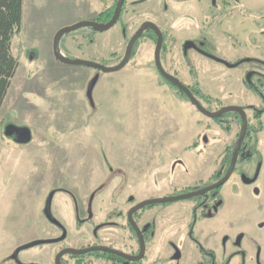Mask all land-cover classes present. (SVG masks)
<instances>
[{
	"label": "rangeland",
	"instance_id": "rangeland-1",
	"mask_svg": "<svg viewBox=\"0 0 264 264\" xmlns=\"http://www.w3.org/2000/svg\"><path fill=\"white\" fill-rule=\"evenodd\" d=\"M100 1L23 0L21 29L11 45L18 68L0 109V264H14L9 258L14 248L38 237L39 209L49 191L68 192L55 196L53 208L66 203L65 224L72 231L83 194L93 191L94 200L95 192L105 188L104 196H110L117 187L111 178H123L127 171L138 172L139 177L126 191L143 198L159 192L154 183L140 179L142 172L156 171L169 155L183 163H176V171L183 167L194 171L189 158L195 152L187 148L196 138L211 143L222 137L209 118L159 77L151 31L138 40L131 60L118 72L105 74L55 60L56 32L93 21L92 15L103 8ZM135 1H125L122 16L108 31L86 27L63 34L60 54L113 68L123 59L130 38L150 22L164 33L163 69L189 86H200L213 109L264 107L262 98L242 80L247 72H264V0H139L143 3L138 5ZM255 7L263 10L246 11ZM185 42L195 43V49H183ZM214 59L249 63L229 69ZM92 80H96L93 106L86 97ZM258 87L264 91V82ZM18 131H25L26 138L21 140ZM236 132L226 145L232 144ZM217 143L211 154L223 151L225 145ZM259 149L264 154V132ZM171 166L162 168L167 171ZM210 169L204 166L201 172L208 174ZM41 248L49 250L33 247L21 256L32 257Z\"/></svg>",
	"mask_w": 264,
	"mask_h": 264
},
{
	"label": "flooded vegetation",
	"instance_id": "flooded-vegetation-1",
	"mask_svg": "<svg viewBox=\"0 0 264 264\" xmlns=\"http://www.w3.org/2000/svg\"><path fill=\"white\" fill-rule=\"evenodd\" d=\"M134 3L138 5L143 2L138 0ZM166 7L164 5L163 9L166 10ZM218 14L214 12L213 15ZM161 33L164 43V33ZM192 44L191 50L195 49V43ZM201 57L212 61L208 57ZM213 62L229 69H239L249 63L232 64L216 59ZM171 76L185 86L208 112L217 113L232 107L218 105L213 109L207 104L212 102L211 98L200 86H189L176 74ZM242 80L252 92L264 97V91L258 87L264 82V72H247ZM173 89L180 98L190 103L179 89ZM212 99L219 102L218 98ZM240 109L242 114L228 112L217 119L209 118L218 128L216 135L222 137L212 138L211 143L204 138H196L187 148L195 152L189 158L192 166L196 167L194 171L186 167L176 171V163L180 166L183 163L175 162L176 155H169V158L164 156L159 161L156 171H150L148 175L141 173L140 179H144L145 183H154L159 192L143 198L126 191L139 177L138 172L127 171L123 178H111L110 183L117 187L110 196H104L105 188L95 192L94 200L90 199L93 191L83 194L78 212H74L75 226L72 231L65 224L66 203H59L53 208L55 196L68 195V192L49 191L39 209L41 221L38 237L15 247L9 258L14 264H231L236 259L241 264H264V154L259 149L260 136L264 132V107L250 105ZM243 119L247 128L233 170L221 186L215 187L230 168ZM212 130L209 128L208 131ZM235 130L232 144L226 145L225 140ZM217 142L225 147L221 153L211 154L215 152L212 147H217ZM168 164L172 166L166 171L162 165ZM204 166L211 168L208 174H202ZM109 172H112L111 168ZM184 196L191 197L177 200ZM150 201L159 203L143 205ZM31 243L39 244L19 250ZM39 246L49 250L41 248L32 257L21 256L24 250ZM70 250L84 253L74 254L68 252Z\"/></svg>",
	"mask_w": 264,
	"mask_h": 264
},
{
	"label": "water",
	"instance_id": "water-1",
	"mask_svg": "<svg viewBox=\"0 0 264 264\" xmlns=\"http://www.w3.org/2000/svg\"><path fill=\"white\" fill-rule=\"evenodd\" d=\"M125 0H118L115 6V10L114 13L112 15V18L107 22V23H98L95 21H90V22H80L77 23L73 26H67V27H63L60 30H58L53 38V45H52V52H53V57L55 58L56 61H58L59 63L63 64V65H68V66H79V67H86V68H91L97 71H100L102 73L108 74V73H114V72H118L120 70H122L130 61L131 57H132V53H133V49L135 47V44L137 43V41L142 37V35L150 30L152 31L155 36H156V44H155V51H154V63H155V68L158 72V74L162 77V79H164L167 83L171 84L172 86H174L175 88L179 89L188 99V101L190 102V104L192 106H194L196 108V110L201 113L202 115L210 118V119H217L219 118L221 115L228 113V112H238V113H243L242 110L240 108H235V107H229V108H225L220 110L217 113H210L207 110H205L200 103L194 98V96L191 94V92L185 87L183 86L176 78H174L173 76H171L170 74H168L167 72L164 71L162 65H161V61H160V55H161V51H162V45H163V35L161 33V31L159 30V28L150 23V22H145L143 23L140 28L137 30V32L130 38V40L128 41L126 50H125V54L123 59L121 60V62L113 67V68H105L103 66H100L98 64L92 63V62H87V61H73L70 60L68 58L63 57L60 52H59V41L60 38L63 34L65 33H69V32H73L76 31L78 29L81 28H86V27H90L95 29L98 32H105L108 31L109 29H111L119 20L120 16H121V11L122 8L124 6ZM193 47L192 43H186L184 48L186 50L190 49ZM249 78V76H248ZM96 85V80H92L89 85L87 86V91H86V97L88 99V101L90 102V105L93 106V99H92V93L94 90V87ZM246 128H247V123L246 120L243 119L242 121V130H241V134L238 140V143L235 147L234 153H233V158L231 161V165L230 168L225 176V178L215 187H219L221 186L230 176L233 167L235 165L236 162V157L238 154V150L240 148L241 142L243 140L244 134L246 132ZM18 134H20L21 136V140H23V138H26V132L25 131H18ZM214 187V188H215ZM188 197L191 196H187V197H182L179 198L177 200H181V199H186ZM50 203V199L48 200V206ZM153 203H159V201H150L147 202L143 205H148V204H153ZM49 209V207H48ZM39 243H31L28 244L22 248H20L19 250L22 249H27L30 248L32 246L38 245ZM18 250V251H19ZM70 253H74V254H80V253H84V252H75V251H68ZM59 260V259H58Z\"/></svg>",
	"mask_w": 264,
	"mask_h": 264
},
{
	"label": "trees",
	"instance_id": "trees-1",
	"mask_svg": "<svg viewBox=\"0 0 264 264\" xmlns=\"http://www.w3.org/2000/svg\"><path fill=\"white\" fill-rule=\"evenodd\" d=\"M116 3L117 0L114 1L110 8L102 10L95 16L93 21L107 23L112 18ZM22 11L23 0H0V109L18 68V62L11 54V45L13 38L21 29ZM123 28L125 29V27ZM153 39L156 41L155 36H153ZM135 47L132 56L134 55ZM169 85L174 88L171 84ZM260 96L264 101L263 95L260 94Z\"/></svg>",
	"mask_w": 264,
	"mask_h": 264
},
{
	"label": "crops",
	"instance_id": "crops-1",
	"mask_svg": "<svg viewBox=\"0 0 264 264\" xmlns=\"http://www.w3.org/2000/svg\"><path fill=\"white\" fill-rule=\"evenodd\" d=\"M101 1L103 2L102 10L110 8L113 5V3H114V0H101ZM261 10H263V9H260L259 7H255L253 9L252 8L251 9L250 8L246 9L247 12H255V11L258 12V11H261ZM101 11H98V12L94 13L92 16H97Z\"/></svg>",
	"mask_w": 264,
	"mask_h": 264
}]
</instances>
